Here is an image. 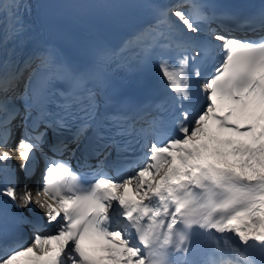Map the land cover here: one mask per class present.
<instances>
[{
	"label": "snow or ice",
	"instance_id": "snow-or-ice-1",
	"mask_svg": "<svg viewBox=\"0 0 264 264\" xmlns=\"http://www.w3.org/2000/svg\"><path fill=\"white\" fill-rule=\"evenodd\" d=\"M31 10L0 0L5 44ZM143 13L154 22L119 49L86 41L77 61L45 42L22 64L0 61V264H264V5L38 0L37 15L115 26ZM153 63L160 95L117 91L114 64Z\"/></svg>",
	"mask_w": 264,
	"mask_h": 264
},
{
	"label": "bare ground",
	"instance_id": "bare-ground-1",
	"mask_svg": "<svg viewBox=\"0 0 264 264\" xmlns=\"http://www.w3.org/2000/svg\"><path fill=\"white\" fill-rule=\"evenodd\" d=\"M8 26H9V24L4 19V17L0 16V57L2 59H7L8 58V53H9L8 48L11 46L9 41L6 44L3 42L4 39H5L6 32L9 30L7 28ZM9 49H11V48H9ZM4 50H7V53L6 52L3 53L2 51H4ZM28 73H29V69H25V71L23 73V77L21 78L20 83H19V88H21V89L23 88L24 81H25Z\"/></svg>",
	"mask_w": 264,
	"mask_h": 264
},
{
	"label": "clouds",
	"instance_id": "clouds-1",
	"mask_svg": "<svg viewBox=\"0 0 264 264\" xmlns=\"http://www.w3.org/2000/svg\"><path fill=\"white\" fill-rule=\"evenodd\" d=\"M39 199H41V197H34V200H39Z\"/></svg>",
	"mask_w": 264,
	"mask_h": 264
}]
</instances>
